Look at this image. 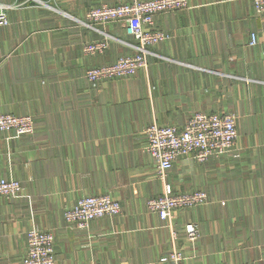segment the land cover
I'll use <instances>...</instances> for the list:
<instances>
[{"label": "crops", "instance_id": "obj_1", "mask_svg": "<svg viewBox=\"0 0 264 264\" xmlns=\"http://www.w3.org/2000/svg\"><path fill=\"white\" fill-rule=\"evenodd\" d=\"M124 0H0V113H30L35 132L0 131V178L30 196H0V264H23L33 225L52 232L57 264H171V230L147 202L164 193L144 147L153 123L185 125L198 111L237 114L235 147L168 171L175 190L208 202L176 211L185 264H264V13L252 0H189L155 17L169 37L149 46L148 66L94 86L86 71L138 50L121 22L92 25L87 9ZM258 37L250 44L251 33ZM106 41L102 51L85 47ZM112 195L122 211L86 228L64 211L85 195ZM200 237L187 240L185 225Z\"/></svg>", "mask_w": 264, "mask_h": 264}, {"label": "built area", "instance_id": "obj_2", "mask_svg": "<svg viewBox=\"0 0 264 264\" xmlns=\"http://www.w3.org/2000/svg\"><path fill=\"white\" fill-rule=\"evenodd\" d=\"M189 6V0H124L117 4L103 2L89 7L86 15L89 24L106 25L109 22H121L128 34L139 41V50L134 54L121 55L107 64L95 65L86 71L87 79L97 86L101 81L128 77L139 69L148 66L151 45H156L169 37L161 28H155L157 14L183 9ZM257 13H264V0H253ZM6 5L0 2V25H7L10 19ZM250 44H256L258 37L251 33ZM106 41H98L85 47L86 52L102 51ZM35 119L30 114L12 112L0 113V131L12 132L19 137L35 132ZM147 143L144 149L156 160L159 176L164 181V193L148 200V210L159 215L167 222L171 230L173 248L169 251L171 264H185L187 256L178 242V233L174 226L177 210L191 208L208 202L205 190L194 189L188 192L175 190L167 181L168 171L179 157L191 156L197 161H208L231 151L237 142V114L234 112L198 111L190 116L183 127L179 125H160L152 123L145 129ZM0 196L21 199L30 196L22 182L16 177L0 178ZM119 200L112 195H85L65 209L67 223L78 228H86L99 217L115 216L121 213ZM187 240L194 243L200 237L198 223L185 225ZM55 239L52 232L33 225L27 232V251L23 264H57ZM242 264H257L249 261Z\"/></svg>", "mask_w": 264, "mask_h": 264}, {"label": "rangeland", "instance_id": "obj_3", "mask_svg": "<svg viewBox=\"0 0 264 264\" xmlns=\"http://www.w3.org/2000/svg\"><path fill=\"white\" fill-rule=\"evenodd\" d=\"M253 1V0H252ZM254 7V6H253ZM140 45V44H139ZM138 50H139V48H138ZM137 50V51H138ZM132 54H134V53H132ZM125 55V54H124ZM148 57H149V55H148ZM13 113V112H12ZM25 114H30V113H25ZM30 115H32V114H30ZM33 116V115H32ZM34 117V116H33ZM153 123H158V122H153ZM152 124V123H151ZM158 124H160V125H176V124H161V123H158ZM150 125V124H149ZM148 127V126H147ZM146 129V128H145ZM169 182V181H168ZM171 183V182H170Z\"/></svg>", "mask_w": 264, "mask_h": 264}]
</instances>
